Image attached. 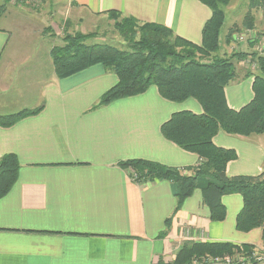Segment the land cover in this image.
I'll list each match as a JSON object with an SVG mask.
<instances>
[{
	"label": "crops",
	"instance_id": "obj_1",
	"mask_svg": "<svg viewBox=\"0 0 264 264\" xmlns=\"http://www.w3.org/2000/svg\"><path fill=\"white\" fill-rule=\"evenodd\" d=\"M60 2L77 18L73 28L81 32L96 27L107 11L117 10L140 22L164 25L196 44L211 16L210 8L198 0ZM17 10L7 9L4 17L10 26L0 27V61L17 24V18L8 17L19 14ZM227 33L222 54L229 55L238 47ZM49 61L52 64L50 55ZM253 72L236 63L235 79L224 89L229 107L239 109L252 98ZM116 81L101 64L62 78L52 66L39 92L28 95L30 103L3 99L0 115L40 105L42 109L0 126V158L13 154L20 165L14 183L0 198V264H155L172 261L185 241L261 243L260 228L242 232L235 227L243 204L238 193L222 196L226 216L212 221L199 189L174 212L173 182L138 184L129 178L119 162L195 165L198 156L164 138L160 127L175 111L198 114L202 108L193 98L167 100L155 86L97 105ZM213 142L236 152L226 165L228 176L264 171V132L242 137L219 131Z\"/></svg>",
	"mask_w": 264,
	"mask_h": 264
},
{
	"label": "trees",
	"instance_id": "obj_2",
	"mask_svg": "<svg viewBox=\"0 0 264 264\" xmlns=\"http://www.w3.org/2000/svg\"><path fill=\"white\" fill-rule=\"evenodd\" d=\"M7 1L0 3V16L6 10ZM198 1L211 10L198 44L176 35L164 25L140 22L132 16L121 17L120 11L109 10L107 14L114 19V26L126 47L119 48L104 42L89 44V34L67 35L64 44L53 46L49 51L53 71L62 78L101 64L115 74L116 83L102 94L97 105L141 94L149 86H155L159 94L170 101L195 99L202 108L201 113L175 111L160 127L164 138L198 156L195 165L168 167L144 159L121 161L119 165L138 184L159 179L173 182L176 185L174 212L195 189H199L210 220L223 221L226 208L222 196L240 194L243 204L236 215V229L248 232L260 228L264 240V171L254 176H228L226 165L236 158V152L213 142L219 131L242 137L264 132V56L254 58L251 54L248 61L257 64L253 72L252 98L239 109L229 107L224 89L235 79L237 61L244 60L240 57L235 59L241 55L239 53H216L220 48V32L225 20L223 7L231 0ZM258 4L263 5L264 0L251 1L252 6ZM250 18L248 12L246 26L251 24ZM41 109L42 105L0 115V126H10ZM19 167L13 154L0 158V198L14 183ZM250 248V244L227 241H185L172 261L159 260L155 264H193L194 260L201 262L205 256L247 253ZM250 264L258 263L253 260Z\"/></svg>",
	"mask_w": 264,
	"mask_h": 264
},
{
	"label": "rangeland",
	"instance_id": "obj_3",
	"mask_svg": "<svg viewBox=\"0 0 264 264\" xmlns=\"http://www.w3.org/2000/svg\"><path fill=\"white\" fill-rule=\"evenodd\" d=\"M251 1L231 0L223 7L225 20L220 32V48L216 52L218 55L224 52L223 36L228 32L230 42L238 47L234 48L232 53L241 54L235 59L240 57L245 60L237 63L241 62L242 66L249 70H252L251 63L248 62L251 54L254 58L264 56V4L252 6ZM3 2L5 0H0V3ZM5 9L3 14H6L0 18V27L10 26L4 17L9 14L7 9H18L19 14L8 17L17 18V24L11 30V40L0 61V111L5 106L3 99L6 97L30 103L28 95L32 92L29 96H33L39 92L52 70L49 61L50 49L64 44L67 35L89 34V44L104 42L119 48L126 47V42L114 26V19L108 14L98 18L96 27H89L87 32H81L73 28L77 18L68 13L60 0H8ZM248 12L251 14V24L246 26L245 16ZM247 33H250L248 37L240 38ZM234 231L237 232L235 229ZM250 245L249 252L261 251L263 249L260 248H264V240L258 245Z\"/></svg>",
	"mask_w": 264,
	"mask_h": 264
},
{
	"label": "built area",
	"instance_id": "obj_4",
	"mask_svg": "<svg viewBox=\"0 0 264 264\" xmlns=\"http://www.w3.org/2000/svg\"><path fill=\"white\" fill-rule=\"evenodd\" d=\"M250 33H247L246 36H241L240 38L244 39L248 37ZM252 70L257 68V64L252 62ZM261 251H251L247 253L236 252L232 254H224L217 256H205L202 258L201 262L197 260L193 261V264H250L251 261H256L258 264H264V248Z\"/></svg>",
	"mask_w": 264,
	"mask_h": 264
}]
</instances>
